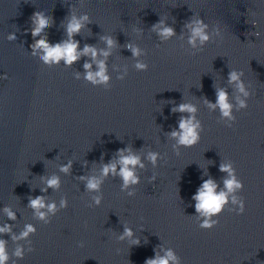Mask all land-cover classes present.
I'll list each match as a JSON object with an SVG mask.
<instances>
[{
  "label": "water",
  "instance_id": "95a60500",
  "mask_svg": "<svg viewBox=\"0 0 264 264\" xmlns=\"http://www.w3.org/2000/svg\"><path fill=\"white\" fill-rule=\"evenodd\" d=\"M70 8L78 16L87 12L92 21L75 37L81 48H105L100 39L105 35L117 41L106 62L107 85L84 78L88 57L71 67L61 61L49 68L39 52L32 54V14L43 11L51 18L52 27L41 36L57 43L66 38L62 23ZM194 13L210 25V34L219 24L221 36L213 34V41L193 56L183 26ZM159 18L177 35L161 42L151 30ZM255 31L259 38L250 35ZM11 33L16 39L9 41ZM129 42L142 50L140 57L124 47ZM137 60L148 63V70L137 71ZM230 69L245 73L251 94L245 110L237 111L240 94L227 83ZM214 85L229 91L236 116L232 128L218 109L204 103L205 97L215 102ZM172 102L194 104L204 127L200 142L181 148L180 156L166 136L181 115L171 111ZM124 147L142 157L157 151L164 158L155 169L144 160L134 197L120 192L119 178L109 176L103 201L95 207L92 197L98 193L85 191L79 177L98 176L101 165ZM69 160L71 175H65L59 169ZM230 161L244 184L236 195L244 198L245 212L237 215L238 205L229 197L224 211L213 217L218 226L200 229L192 196L209 177L221 190L226 173L219 166ZM51 175L60 177V188L41 193L43 178ZM37 195L55 201L58 209L66 198L68 207L49 214L46 223L27 207L28 197ZM5 206L17 213L15 221L7 220ZM5 223L16 234L26 224L37 230L17 242L0 237L8 241L10 254L18 244L25 248L23 259L12 257L14 264H144L154 249L163 255L169 248L182 264H264V0H84V5L80 0H0V226ZM125 226L140 239L139 246L130 248L129 239H119ZM29 241L32 252H27Z\"/></svg>",
  "mask_w": 264,
  "mask_h": 264
},
{
  "label": "clouds",
  "instance_id": "9594fccd",
  "mask_svg": "<svg viewBox=\"0 0 264 264\" xmlns=\"http://www.w3.org/2000/svg\"><path fill=\"white\" fill-rule=\"evenodd\" d=\"M80 4L84 5V0H80ZM31 36L34 43L32 44V54L35 55L39 52L40 60L45 65L51 68L52 65L60 64L63 61L65 66L71 67L74 63L79 61L82 57H88L83 64L85 71L84 78L92 85H107L110 76L107 74V58L111 55V50L117 47V41L110 35L101 36L100 39L104 42L105 48L98 49L93 44H85L83 48L80 47V41L75 37L80 35L81 31L88 27L92 23L90 16L87 12L83 15H76L73 9H69L67 17V23H62V27L65 32V39H62L57 43H50L47 36H41L45 29L51 28V18L43 11H36L31 16ZM184 29L189 33L188 44L195 51L189 52L191 55H196L202 52L204 47L213 41V34L215 36H221V28L219 24H216L214 33L210 34L208 29L210 25L199 14H193L189 20L184 24ZM140 32L142 29H135ZM152 32L156 34L161 42L168 41L172 37L177 35L175 28L169 25L164 18L159 20L151 26ZM90 31V29H89ZM257 38L260 36L259 31L250 33ZM40 37L39 39H36ZM9 41L15 40V33L8 35ZM124 47L131 52L133 58H138L142 55V50L133 45L132 43H126ZM99 57H103L100 59ZM93 64L96 65L95 71L92 70ZM137 71H147L149 68L148 63L137 60L135 64ZM126 75V73H125ZM125 75L118 77L121 81L125 79ZM245 73L240 69H230L227 76L228 85H232L240 95L236 97L238 104L237 111L245 110L248 108V98L250 92L246 88L245 81L243 79ZM4 79L7 78L5 74ZM77 79H79V73H77ZM215 87V85H214ZM216 100L213 103L206 97L204 103L212 110H219L220 116L231 123L226 127L232 128L236 122V116L233 114V103L229 99V91L225 87H215ZM243 97V98H241ZM171 111L173 113H180L178 120V127L173 128L166 133V136L175 141L172 145L173 153L176 156H180L181 148H192L196 146L201 140V133L204 131L203 124L200 119L197 118V107L192 103H180L175 105L174 102ZM164 157L161 153L153 150L147 151L146 155L142 157L138 152L134 151L130 147H124L117 150L113 159L103 163L100 168V174L80 176L79 179L84 182V189L89 193H98L92 197V201L95 207H99L103 201L102 186L105 180L111 176L112 178H119L121 181L120 192L126 193L128 197H134L136 190L134 186L141 183V177L139 170H146L144 160L146 159L152 167L155 169L159 165V161ZM72 161L69 160L66 164L61 165L60 172L65 175H71ZM219 170L222 173H226L223 178V188H219L218 183L209 177L203 180L201 185L197 188L195 194L192 196V200L195 202V213L200 218V229L211 230L218 226L219 220L213 219L218 217L224 211L225 206L229 203V197H231V203L238 205V208L233 210L237 215H242L245 212V200L242 196L238 197L237 192H242L244 189L243 182L238 178L234 162L221 163ZM45 179L46 187L41 188V193H47L49 189L58 190L60 188V177L57 175H51ZM156 180L155 173L151 176L150 182ZM88 207H93V204H87ZM27 207L33 210L34 216L43 220L46 223H50L48 220L49 214L55 215L60 209H66L68 207V200L61 199L59 209L55 201H49L45 195L29 196ZM8 221H15L17 219V213L10 207L5 206L3 209ZM86 226V222H85ZM36 228L32 224H26L19 234L13 231L11 223H5L0 226V237L5 235L10 236L13 242L27 240L29 236L36 233ZM119 239L121 241L129 239L131 241L130 248L133 246H139L141 241L135 236L133 230L130 227L125 226L123 232L120 234ZM79 247H84V242L81 241L78 244ZM34 251L32 243L29 241V247L27 252ZM117 254L120 250L116 249ZM163 255L154 249V257L147 258L144 264H182L181 257L177 255L174 249L163 250ZM25 256V248L20 246L12 251L10 254L8 251V241L4 238H0V264H14L12 257L16 259H23Z\"/></svg>",
  "mask_w": 264,
  "mask_h": 264
}]
</instances>
